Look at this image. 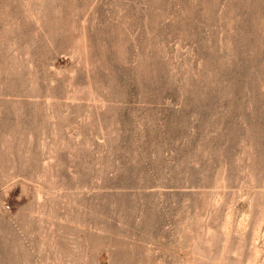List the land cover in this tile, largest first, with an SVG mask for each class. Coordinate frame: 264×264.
Returning a JSON list of instances; mask_svg holds the SVG:
<instances>
[{"label":"rangeland","instance_id":"rangeland-1","mask_svg":"<svg viewBox=\"0 0 264 264\" xmlns=\"http://www.w3.org/2000/svg\"><path fill=\"white\" fill-rule=\"evenodd\" d=\"M198 260L264 264V0H0V264Z\"/></svg>","mask_w":264,"mask_h":264},{"label":"bare ground","instance_id":"bare-ground-1","mask_svg":"<svg viewBox=\"0 0 264 264\" xmlns=\"http://www.w3.org/2000/svg\"><path fill=\"white\" fill-rule=\"evenodd\" d=\"M210 233H212L211 230H210ZM214 235H215V234H214ZM200 236H201V235H200ZM203 236H204L203 238H202V236H201L202 240L205 239V234H203ZM208 236H210V235H208ZM194 240H195V239H194ZM200 240H201V239H200ZM205 240H206V239H205ZM205 240H204V242H206ZM208 240H209V239H208ZM216 240H217V239H216ZM212 241H213V239H212ZM217 242H218V241H217ZM222 242H223V241H222ZM213 243H216V242H213ZM227 243H229V241H228ZM198 244H200V243H198ZM198 244H197V245H198ZM206 244H207V243H205V246H208V245H206ZM210 244H211V242H209V245H210ZM222 244H223V243H222ZM212 246H213V245H212ZM231 247H233V246H231ZM118 248H119V247H118ZM208 248H210V247H208ZM219 248H220V247H219ZM226 248H227V247H226ZM114 249H115V248H114ZM213 249H214V248H213ZM239 249H240V248H239ZM239 249H238V250H239ZM118 250H119V249H118ZM120 250H121V249H120ZM120 250H119V252H121ZM137 250H138V249H137ZM211 250H212V248H211ZM216 250H217V249H216ZM231 250H233V249L230 248V251H231ZM234 250L236 251V248H235ZM210 252H211V251H210ZM210 252H209V253H210ZM239 252H241V251H239ZM122 253H123V252H122ZM137 253H138V252H137ZM206 253H207V252H206ZM216 255H217V254H216ZM235 255H236V254H235ZM212 257H213V256H212ZM112 258H113V257H112ZM117 258H119V257H117ZM237 258H238V257H237ZM119 259H120V258H119ZM119 259H118V260H119ZM122 259H123V258H122ZM122 259H120V260L122 261ZM124 259H125V258H124ZM124 259H123V260H124ZM131 260H132V259H131ZM143 261H144V260H143ZM122 262H123V261H122ZM126 262H127V261H126ZM155 262H156V261H155ZM216 262H217V261H216ZM112 263H113V262H112ZM113 264H114V263H113ZM194 264H208V262H206V261L204 262V261H202V260H200V261L198 260V261H197L196 263H194ZM212 264H217V263H212Z\"/></svg>","mask_w":264,"mask_h":264}]
</instances>
